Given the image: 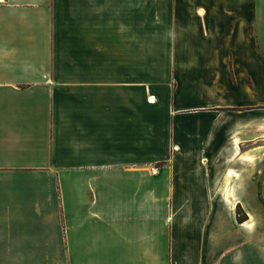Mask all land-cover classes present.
Here are the masks:
<instances>
[{
  "label": "crops",
  "instance_id": "obj_1",
  "mask_svg": "<svg viewBox=\"0 0 264 264\" xmlns=\"http://www.w3.org/2000/svg\"><path fill=\"white\" fill-rule=\"evenodd\" d=\"M0 264H264V0H0Z\"/></svg>",
  "mask_w": 264,
  "mask_h": 264
},
{
  "label": "trees",
  "instance_id": "obj_2",
  "mask_svg": "<svg viewBox=\"0 0 264 264\" xmlns=\"http://www.w3.org/2000/svg\"><path fill=\"white\" fill-rule=\"evenodd\" d=\"M237 218L239 221L243 220L246 218L245 213H243L240 208L237 209Z\"/></svg>",
  "mask_w": 264,
  "mask_h": 264
}]
</instances>
